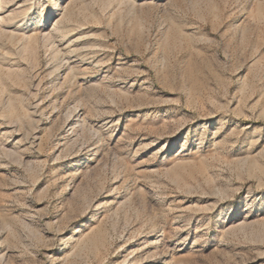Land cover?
<instances>
[{"label": "rangeland", "instance_id": "1", "mask_svg": "<svg viewBox=\"0 0 264 264\" xmlns=\"http://www.w3.org/2000/svg\"><path fill=\"white\" fill-rule=\"evenodd\" d=\"M0 264H264V0H0Z\"/></svg>", "mask_w": 264, "mask_h": 264}, {"label": "bare ground", "instance_id": "2", "mask_svg": "<svg viewBox=\"0 0 264 264\" xmlns=\"http://www.w3.org/2000/svg\"><path fill=\"white\" fill-rule=\"evenodd\" d=\"M24 7V6H23ZM48 38V37H47ZM51 38V37H50ZM53 38V37H52ZM54 44V43H53ZM52 49H54L53 47H52ZM52 51V50H51ZM55 52V51H54Z\"/></svg>", "mask_w": 264, "mask_h": 264}]
</instances>
